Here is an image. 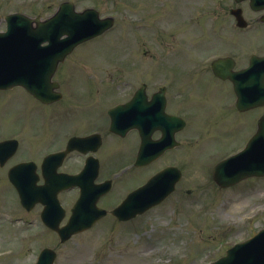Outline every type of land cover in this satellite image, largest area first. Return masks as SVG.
I'll return each instance as SVG.
<instances>
[{
	"label": "rangeland",
	"instance_id": "374dc122",
	"mask_svg": "<svg viewBox=\"0 0 264 264\" xmlns=\"http://www.w3.org/2000/svg\"><path fill=\"white\" fill-rule=\"evenodd\" d=\"M75 1L84 7L92 4L102 14L117 17L115 30L104 41L99 39L90 43L73 56L75 61H79L76 71L80 72V79H85L83 85L92 80L90 83H96V87L101 89L92 101V115H98L96 113L105 108L108 102L105 97L108 88L104 84L110 90L115 89L110 91L109 104L112 105L121 99L119 92L125 89H118L119 84L129 83L134 86L147 81L157 87L166 82L171 89L169 110L188 119L189 132L186 135L181 134L183 149L174 151L148 169L142 180L171 164L172 160H179L178 163L186 175L169 205L131 223L113 224L104 221L92 231L60 244L58 237L46 230L36 229L24 222H12L15 217L29 216L24 215V211L20 209L17 196L8 184V168L0 169V253L5 250L13 251L10 256L0 258V264H33L45 247H51L58 252L56 264H206L224 255L230 245L256 234L264 227V181L251 179L243 186L240 184L235 188L220 189L211 175L216 159L220 160L229 151L244 145L251 135V130L241 125L244 116L236 113L229 115L224 107L215 105L213 91L203 93L202 89L196 87L199 86L197 76L193 79V76H177L175 73V68L181 63L179 60L189 63L190 57L182 56L180 52L179 55L171 54L172 51H181L182 47L183 50L187 47L192 51V46L203 39L198 35L199 31L189 29L181 35L176 33L179 27L169 28L167 22L170 16L166 14V8L174 0H153L152 4L147 0ZM194 5L193 2L189 3L182 18L186 14L189 19L193 15L196 18L198 10ZM229 5H233L229 0L222 2L223 16L227 14ZM52 8L41 6L44 10L39 12L51 13ZM205 39L208 40V37ZM233 39L238 40L236 49L239 51L242 48L243 51L246 40H239L237 35ZM263 39L264 32L254 31L249 34L247 42L255 43L256 49L261 51L264 50ZM201 47L199 45L193 51V56L199 55ZM208 48L224 49V46L213 43ZM85 51L98 53L100 59L89 61L84 55L86 53H83ZM60 78L66 85L65 89H71L68 77ZM183 87L185 101L178 97ZM126 89L129 90L128 87ZM67 93L69 99L70 90ZM23 97L18 92L9 106H20L18 103ZM225 97V91L219 89L216 103L221 104ZM8 98H2V101L7 103ZM25 102L27 101H22V104ZM7 107L0 109V123L4 120L5 132L18 126L17 122L16 125L11 124L9 119H12V112ZM75 108L71 106L68 112ZM32 109L37 110L34 106ZM210 111V116L216 115L214 119L217 123L206 124L208 128L203 130L202 122H205L204 118ZM39 112L40 125L51 128L52 116L44 117L43 110ZM80 115L81 119L76 123L70 121L66 124L65 132H79L84 123L94 122L93 118L86 122L87 115L83 111ZM22 119L20 117L18 121L22 122ZM37 121L38 119H31V126L35 127L34 123ZM228 121L231 126H223ZM224 129L234 134L230 136ZM238 130L241 132L237 134ZM224 132L228 135L223 136ZM214 134L216 138L210 140L214 138ZM31 138L32 132L27 133L25 139ZM203 138L205 140L202 142ZM225 142L226 145H223ZM109 145L105 147L108 153L112 150ZM45 150L47 149H41L36 159L42 157ZM29 153L33 155L34 151L29 150ZM111 199L115 200L117 196L113 194Z\"/></svg>",
	"mask_w": 264,
	"mask_h": 264
},
{
	"label": "water",
	"instance_id": "95a60500",
	"mask_svg": "<svg viewBox=\"0 0 264 264\" xmlns=\"http://www.w3.org/2000/svg\"><path fill=\"white\" fill-rule=\"evenodd\" d=\"M66 13H71V19L73 21L72 23L70 20H65L63 14ZM26 20L29 21L28 23L30 25V29H26L24 30V32H20L19 28H13L9 34L5 35V37L22 35L26 36L29 39L30 54L35 53V49L40 44L41 38H45V36H48L51 33L52 36L67 37L66 41L71 44L68 47V53L71 52L73 48L80 42L86 41L90 38L102 34L113 24L112 19L99 20L97 13L92 10L86 11L83 14H76L71 8V5L68 3L63 4L59 12L50 20H47L45 22H41L39 19ZM55 28L57 29L55 30ZM37 51H40L39 47L37 48ZM61 58L53 60V63L50 67L51 74L54 72L57 63L61 60ZM10 75L12 76L13 74ZM20 83L29 88V91L37 94L38 90L33 86L26 84L27 82L21 81ZM167 119L171 123H175L174 118L166 117V120ZM261 137L262 136L260 134L251 142L250 146L247 149L248 158L246 156H243L241 158L240 156L232 158L227 160L226 162L221 163L215 168L214 179L219 185L225 187L237 183L247 176L264 175V165H262V163L264 162V155H262L261 149L256 147L251 150V148L254 146L255 141H257V139ZM238 158L240 159L238 160Z\"/></svg>",
	"mask_w": 264,
	"mask_h": 264
},
{
	"label": "flooded vegetation",
	"instance_id": "af4514ba",
	"mask_svg": "<svg viewBox=\"0 0 264 264\" xmlns=\"http://www.w3.org/2000/svg\"><path fill=\"white\" fill-rule=\"evenodd\" d=\"M219 7H220V5H219ZM203 11L205 12V9H203ZM246 17H247V19H249V23L247 26V29L249 28L248 29V35L246 38V42H247V39L249 38V34L251 32H254V31L264 32V22H261L264 19V11H262V12L254 11L251 9L250 4L248 3L247 9H246ZM228 24H229L230 32L232 33L233 30H231V28L234 27V24L232 21H228ZM263 42H264V39H263ZM213 43H218V44L223 45L225 50H231L232 44H233L231 37H229V40H227V38H224V39L218 38V39L214 40ZM200 45L202 47H201V51L199 54H200L201 60L203 59L204 68L206 69L205 55H206L207 51L210 49L206 46V44L204 42H201ZM213 49H216V48H213ZM255 49H256L255 43H252V42L246 43V66H249V64L251 62V58L253 55L258 54L260 56H264V55L260 54L259 52H257ZM261 52L264 53V50H261ZM123 187L126 188V185L124 183H123Z\"/></svg>",
	"mask_w": 264,
	"mask_h": 264
}]
</instances>
